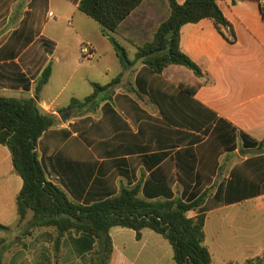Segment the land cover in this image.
<instances>
[{
	"label": "crops",
	"instance_id": "obj_1",
	"mask_svg": "<svg viewBox=\"0 0 264 264\" xmlns=\"http://www.w3.org/2000/svg\"><path fill=\"white\" fill-rule=\"evenodd\" d=\"M80 1L0 0L1 96L33 97L42 72L64 64L86 43L98 56L95 38L104 35L79 10ZM219 6L233 33L227 29L224 36L208 18L181 29V49L203 77L182 65L147 73L139 62L112 86L122 93L96 98H106L116 113L107 142L99 136L102 128L80 126L75 116L84 105L64 107L59 94L41 98L49 80L39 104L58 123L41 137L37 152L48 180L84 205L123 187L139 186L150 201H191L207 192L201 209L188 216L206 214L212 264H245L264 255V0ZM169 13L170 7L160 23ZM135 86L143 93H134ZM119 112L133 119L123 121ZM74 124L87 133L85 141ZM68 135L83 143L67 142ZM22 187L11 152L0 143V225L6 227L0 228V264H168L165 257H174L168 240L150 229L138 239L135 231L114 227L109 244L35 225L33 211L20 222Z\"/></svg>",
	"mask_w": 264,
	"mask_h": 264
},
{
	"label": "trees",
	"instance_id": "obj_2",
	"mask_svg": "<svg viewBox=\"0 0 264 264\" xmlns=\"http://www.w3.org/2000/svg\"><path fill=\"white\" fill-rule=\"evenodd\" d=\"M170 7L168 17L154 30L151 40L137 47L135 62L141 61L155 73L161 74L170 65H182L203 77L201 67L181 49V29L189 23L211 19L225 36L232 26L219 2L224 0H166ZM235 2L236 0H231ZM145 0H81L79 10L94 19L103 35L114 47L122 66L131 65L127 50L115 38L123 24ZM48 66L39 77L33 97H6L0 95V143L12 155L15 170L23 180L17 198L20 222L29 211L34 212L33 224L57 228L60 235L68 232L89 236L92 241L109 242V231L124 227L136 232L138 239L144 229H150L168 240L177 264H212V255L205 245L206 214L194 217L188 213L201 209L207 192L195 200L172 199L150 201L140 196V187H123L112 197L84 205L71 200L59 186L48 180L37 152L41 137L58 123V119L43 111L39 95L51 77ZM101 85L92 83L93 92L84 100L73 98L70 107L95 101L119 81ZM38 97V100H37ZM0 228H6L0 225ZM2 240H0V246ZM107 263V262H106ZM245 264H264V255Z\"/></svg>",
	"mask_w": 264,
	"mask_h": 264
},
{
	"label": "rangeland",
	"instance_id": "obj_3",
	"mask_svg": "<svg viewBox=\"0 0 264 264\" xmlns=\"http://www.w3.org/2000/svg\"><path fill=\"white\" fill-rule=\"evenodd\" d=\"M168 12L169 5L166 0H147L145 4L123 24L122 29L119 31L118 35H115V38L128 52L127 59L132 62L128 67L138 64L139 62L143 64L141 61L135 62L137 47L152 39L154 30ZM82 16L86 15L82 14ZM86 18L93 22L92 24L96 29L99 28L100 25L93 19L89 17ZM95 39L98 40V42H95L96 47L99 49L98 56L92 61H84L80 51H73L64 64H56L52 71L50 87L42 92V99L48 97L54 98L59 94V102L62 106L67 107L72 98L84 99L93 92L91 82L107 85L120 77L124 67L114 47L104 36H100L99 39L96 37ZM144 66L147 73L151 72L147 65L144 64ZM122 92V87H112L109 91H105L102 94H104L103 97L107 98ZM134 93L140 95L143 92L135 86ZM106 98L96 99L95 101L85 104L83 113L75 116L76 118L82 119V124L80 126H84L91 130L99 129V131L100 128H102L103 135L99 136L104 142H107L110 135L113 133L114 126H112V122L116 118V113L114 114L112 110L110 112L111 104L107 102L108 100ZM119 116L123 121L133 119L132 116H128L125 113L120 114L119 112ZM139 121L140 118L134 117L135 124H138ZM72 129L79 135H83L84 131L81 130L79 126L76 127L74 124ZM145 129L146 127L143 126L142 132ZM85 132L88 131L85 130ZM86 134L81 136L84 141L86 140ZM82 139H80V137L72 138L70 135L67 136V142L77 145L83 143ZM208 234L210 239V229H208ZM165 259L168 260V264H177L172 256H166ZM156 264H159V262H156Z\"/></svg>",
	"mask_w": 264,
	"mask_h": 264
},
{
	"label": "built area",
	"instance_id": "obj_4",
	"mask_svg": "<svg viewBox=\"0 0 264 264\" xmlns=\"http://www.w3.org/2000/svg\"><path fill=\"white\" fill-rule=\"evenodd\" d=\"M81 55L84 61H92L96 58L97 52L92 44L86 43L81 47Z\"/></svg>",
	"mask_w": 264,
	"mask_h": 264
},
{
	"label": "water",
	"instance_id": "obj_5",
	"mask_svg": "<svg viewBox=\"0 0 264 264\" xmlns=\"http://www.w3.org/2000/svg\"><path fill=\"white\" fill-rule=\"evenodd\" d=\"M37 100H38V97H37Z\"/></svg>",
	"mask_w": 264,
	"mask_h": 264
}]
</instances>
